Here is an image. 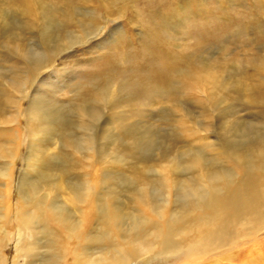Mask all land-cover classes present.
<instances>
[{"label":"rangeland","instance_id":"rangeland-1","mask_svg":"<svg viewBox=\"0 0 264 264\" xmlns=\"http://www.w3.org/2000/svg\"><path fill=\"white\" fill-rule=\"evenodd\" d=\"M25 1L32 9L30 15L22 13L23 10L28 11ZM106 4L111 7L106 9ZM41 15L53 27L52 39L61 43L58 55L52 59L55 62L49 64L51 68L49 65L46 68L48 74L61 71L59 80H47L48 74L45 75L44 70L36 80L29 76V81L35 83L27 86L30 92L40 84L48 92L57 93L52 94L57 102L55 107L44 105L48 130L43 136L39 135L44 141L39 142L36 170L25 169L31 178L44 173L50 175L51 182L45 184L44 189L40 188L41 194L49 192L45 210H50L54 195L72 208L71 191L90 181L98 197L101 196L100 203L108 209L98 223L101 244L95 248L100 251V256L109 261L115 254L114 250L133 254L136 249L142 254L144 249L147 261L135 255L132 263H175L173 259L164 257L156 260V255L149 253L150 249L147 252V243L132 246L129 241L124 242V229L114 227V223L122 222L119 216L124 218L136 213L159 221L162 228L166 227L165 219L169 220L170 216L171 220L172 208L166 209L163 213L165 218L160 220L149 209L147 201L152 195L162 201L168 200L167 191L161 185L167 180L173 187L175 180L172 175L179 173L182 176L179 162L192 159L196 152L194 149L204 147L207 133L199 130L203 124L215 119L224 120V123L228 122V130L233 131L235 127H230L236 126L238 119L247 122L253 115L263 118L264 122V0H0V83L5 82V77H12L3 70L12 66L6 59H10L9 55L17 46L30 51L34 40L41 43L37 29L43 24ZM91 16L98 18L99 27L105 26L101 38L107 40L101 44L103 47L98 45L92 50L85 49L84 53L77 52L78 48H75L65 53L68 40L79 36L80 30L69 32L64 27H73L81 18L86 22ZM102 19H108V22L104 23ZM146 45L147 49L167 51L165 66L155 62L151 65L157 66L160 73H155V68L147 72L139 69L140 59L136 58ZM69 53L73 54L70 58L67 57ZM18 64L20 59L13 65L16 70L21 68L17 67ZM111 74L118 75V78H110ZM58 81L62 82L60 87L52 85ZM71 96L73 101L68 106ZM87 101L101 106L98 140L104 144V157H95L97 163L88 161L67 145L78 137V126L83 121L77 109L83 108ZM60 107L67 112L58 119L57 125L54 119ZM25 108L26 101H21L17 106L20 114L14 124L9 117L11 109L0 114L1 127L7 130L5 134L0 131V154L5 155V161L12 162L6 149L8 142L12 144L13 153L17 154V161L13 162L15 166L9 167L8 172L14 177L11 199L6 197L9 179L0 180V196H5L4 204L11 217L19 201L17 180L25 168L24 160L29 150ZM71 113L72 118L67 116ZM221 123L222 132L225 125ZM33 131L37 132L36 129ZM239 131L238 123L234 134ZM69 132L74 133L75 139L67 137ZM78 138L80 142L81 138ZM242 150L238 154L244 157L246 152ZM252 150L256 151L257 147L253 146ZM253 166L256 170L262 167L254 161ZM227 167L235 169V173H242L240 169L243 168L232 162ZM95 169L100 173L96 178L93 177ZM106 173L111 174L109 178ZM258 177L263 181L260 186L264 189V176L259 174ZM241 179L238 177L235 182L239 183ZM53 184L59 185L60 194L54 192ZM133 187L134 191L131 190ZM138 193L149 199L146 198L143 204ZM172 195L170 199L175 202L174 193ZM88 201L91 205V198ZM117 206L123 208L116 211ZM47 218L58 241L55 251L60 257H54L55 251H50L45 257L49 258V264L58 260L61 264H73L76 243H69L68 228L61 227L56 216L52 220L48 215ZM9 239L10 244L1 255L8 264L20 263L14 237ZM161 241L162 237L157 241L151 239L154 253L160 251ZM68 244L71 246L65 247ZM79 250L83 248L79 247ZM42 253V249L35 250L34 257H28L25 263L41 264L40 261L46 260L41 257Z\"/></svg>","mask_w":264,"mask_h":264},{"label":"bare ground","instance_id":"bare-ground-1","mask_svg":"<svg viewBox=\"0 0 264 264\" xmlns=\"http://www.w3.org/2000/svg\"><path fill=\"white\" fill-rule=\"evenodd\" d=\"M26 4L27 1H25ZM110 7V4L105 5L106 9ZM26 8L28 11L23 10L22 13L30 15L32 9L28 5H26ZM44 10L47 13L45 7ZM41 17L43 24L37 25L41 43L34 40L33 47H30V51L28 49L29 52L21 46H17L12 55H9L10 59H6V62L12 66L7 70H3L12 77H5V82L0 83V114L11 109L12 113L9 114V117L14 124L20 114L17 110L18 104L21 101H26L24 114L30 136L29 150L27 154L25 153L27 156L24 160L25 168L23 167V170L21 168L22 172L20 171L21 175L17 180L19 201L18 204H15L12 217L8 207L4 204L5 196H0V264H8L1 253L9 246V238L12 236L14 237L15 251L19 256L20 263L11 264H31L25 263V259L30 256L34 257V251L38 249L43 250L44 253L41 257L46 259L40 261L41 264H49V258L45 256H48L50 251L54 252L57 249L58 241L51 230L47 215L51 220L56 216V222H59L61 227L68 228L69 236L67 239L69 243H76L73 264H136L131 261L135 259V255H140V258L144 257L143 260L147 261L148 255L144 249H142V254L136 249L133 254L114 250L115 254L112 255L109 261L105 256L99 255L100 251L95 248L98 244H101L98 223L108 209L100 203L101 196L98 197V193L95 191V187H92L90 181L81 183L77 190L71 191L72 208L61 200H57L54 195L49 205L50 210H45L44 205L49 192L41 194L40 188L44 189L45 184L51 182L50 175L44 173L37 178H31L25 170H36V158L39 156L40 149L39 142L44 141L39 138V135L43 136V133L48 130L44 105L46 104L45 107H55L57 105H55L57 102L54 101L52 95L57 93L48 92L46 88H43V85L38 84L39 81H36L38 88L31 91L34 94L27 88L28 84L33 85L35 83V81H32L33 83H31V80L29 81V76L36 80L43 74L44 70L45 75L48 74L46 68L53 61V58L55 60L61 44L59 40L52 39L53 27L45 21L44 15H41ZM97 19V17L91 16L85 22L81 18L73 27L69 25H67L69 27H64L69 32L80 30L78 32L79 36L74 40H68L69 46L64 50L65 53L75 48H78L76 49L77 52L84 53L85 49L92 50L106 42L107 39L101 38L105 26L99 27ZM102 20L104 23L108 22V19ZM101 46L103 47V45ZM166 52L162 48L149 47L147 49V45L144 46L143 51L139 52V56L137 55L136 58V60L140 59L139 69L147 72L153 71L152 68H155V73H160L161 70L157 66L151 67V65L155 62L160 66H165L168 61ZM72 53H69L67 57H72ZM151 54H153V57H150ZM18 59H20V64L17 67L21 68L16 70L13 65ZM122 59L126 60L125 57ZM175 59L176 57H174ZM60 75L61 71L56 70L54 74H48L46 79L59 80ZM109 77L118 78V75L111 74ZM46 79H44V82ZM52 85L60 87L62 82L58 81V84L54 82ZM108 97L110 96L108 95ZM72 98L71 96L69 98L71 100L68 99V106L71 105ZM100 107L99 104H94V101H91V104L87 101L83 108L78 107L77 112L80 114L83 123L78 126V133L76 134L81 140L78 142L79 138L76 136V141L72 140L67 143L71 149L75 150L74 152L92 163H97L95 157H104V144H100L98 140L102 116ZM66 112L62 111L61 107L56 110L55 124L59 125L58 119H62ZM77 112L74 113L77 114ZM72 114L67 116L72 118ZM248 119L251 120L247 122L246 120H237L240 131L235 134L234 130L237 125L230 127V129L235 127L233 131H230L227 126L228 122L224 123V120L219 121V119L209 121L203 124V127H199L200 131L207 133V142L204 145L207 149L198 147L199 149H194L196 152L193 154L192 159H182L179 162L182 176L179 173L172 175L174 176L173 180H175L173 187H170L168 181L164 180L161 186L164 191H167L168 200L162 201L154 198L153 195L149 199L148 196L138 193L139 200L143 204L146 198L149 199L147 206L160 220L165 218L164 211L172 208L171 220L170 216L169 220L166 218V227L162 228L159 221L147 219L146 216L136 215V213L124 218L119 216L118 218L122 222L114 223V227L124 229L123 235L126 236L122 240L124 242L129 241L132 246L147 243V252L150 249L149 253L156 255V260L164 257L166 260L173 259L175 261V263L166 262V264H264V189L260 186L263 181L258 177L259 174L264 176V122L263 118L253 115ZM221 122L225 125L222 132L221 127L223 125ZM1 123L0 131L5 134L7 130L3 126V128L1 127ZM246 126L248 127L247 130ZM35 129L37 132L33 131ZM73 134L69 132L67 137L74 138ZM143 134L147 136V132ZM101 140L103 141L104 138L102 137ZM8 143L6 149L9 152L8 158L12 162L5 161L3 159L5 155L0 154V158L3 160V164L0 165V180L9 179L10 184L8 185V195L6 197L11 199L10 189L13 190L14 177H11L8 172L9 167L15 166L13 162L16 160L17 154L11 150L13 148L11 142ZM253 146L257 147L256 151L252 150ZM242 149L246 152L244 157L238 154V152L243 151ZM210 153L214 154L211 155ZM180 155L183 157V153ZM253 161L262 167L256 170ZM230 162L237 165V167H242L243 169L238 168L242 173L239 174L240 171L235 173V169L228 168ZM98 175L100 173L96 170L93 177L96 178ZM105 175L109 178L111 174L106 173ZM238 177L242 179L239 183H236L235 179ZM163 179L167 178L164 177ZM122 183H125V181L123 180ZM53 185L54 192L57 195L60 194L61 188L58 189L59 185ZM97 188L96 190H98ZM154 188L157 189L156 186ZM131 190L134 191L135 188L133 187ZM134 193H137V191ZM172 193H174L175 202L170 199L173 198ZM92 195L93 197H91ZM89 198L92 201L91 205L88 201ZM122 208L117 206L116 211H120ZM127 219L128 221H126ZM39 235L42 236L41 239L35 238ZM157 236L162 237L161 249L159 252L154 253L151 239L157 241ZM39 242L41 244H38ZM69 246L71 244L65 247ZM79 247L83 250L80 251ZM55 256L56 258L60 257L58 253ZM205 259H208V261L205 262ZM53 264L61 263L58 260Z\"/></svg>","mask_w":264,"mask_h":264}]
</instances>
